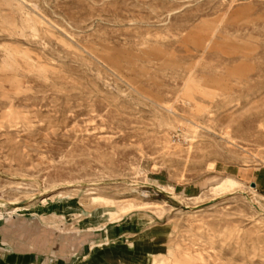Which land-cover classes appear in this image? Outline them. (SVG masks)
<instances>
[{"label":"rangeland","instance_id":"1","mask_svg":"<svg viewBox=\"0 0 264 264\" xmlns=\"http://www.w3.org/2000/svg\"><path fill=\"white\" fill-rule=\"evenodd\" d=\"M257 174L264 0H0V264H264Z\"/></svg>","mask_w":264,"mask_h":264},{"label":"bare ground","instance_id":"2","mask_svg":"<svg viewBox=\"0 0 264 264\" xmlns=\"http://www.w3.org/2000/svg\"><path fill=\"white\" fill-rule=\"evenodd\" d=\"M211 164V163H210ZM213 166V165H211ZM230 186V187H236L237 184L236 182L232 181V180H226L224 181V185H219L220 188H223V186ZM61 186V184L59 185ZM68 185H62L60 188H64ZM74 186V185H73ZM58 189V188H57ZM168 190L173 191V189L171 187H168L167 188ZM162 191H165L166 189L164 187L161 188ZM252 190V189H251ZM235 192H238L239 194L243 195L246 199V201L248 202V204L253 207L254 209L258 210L259 212L263 213L264 214V208L262 207V205L260 203H258L255 199H254V195L248 191H245L243 189H235ZM174 193V192H173ZM230 193V192H229ZM69 198V197H68ZM215 199V198H214ZM95 200V199H93ZM65 206V204H63V206H60L58 204V207L54 208L53 211H61L63 210L62 208ZM30 210H25V209H21V208H16L12 211V213L14 214H19V215H25V214H28V213H36L35 211H32V212H29ZM70 214V213H69ZM101 217V216H100ZM66 220V219H65ZM90 224V223H89ZM108 250H104L103 252H107ZM90 254V253H89Z\"/></svg>","mask_w":264,"mask_h":264},{"label":"crops","instance_id":"3","mask_svg":"<svg viewBox=\"0 0 264 264\" xmlns=\"http://www.w3.org/2000/svg\"><path fill=\"white\" fill-rule=\"evenodd\" d=\"M256 180H258L261 184H264V179H261V175H256Z\"/></svg>","mask_w":264,"mask_h":264},{"label":"water","instance_id":"4","mask_svg":"<svg viewBox=\"0 0 264 264\" xmlns=\"http://www.w3.org/2000/svg\"><path fill=\"white\" fill-rule=\"evenodd\" d=\"M252 186H253V184H252Z\"/></svg>","mask_w":264,"mask_h":264}]
</instances>
